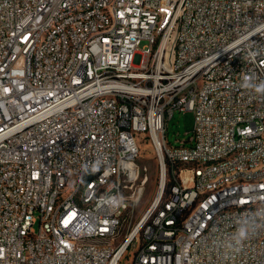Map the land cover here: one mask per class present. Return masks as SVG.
I'll return each mask as SVG.
<instances>
[{
  "label": "built area",
  "instance_id": "2783aa9c",
  "mask_svg": "<svg viewBox=\"0 0 264 264\" xmlns=\"http://www.w3.org/2000/svg\"><path fill=\"white\" fill-rule=\"evenodd\" d=\"M250 75L264 81V0H0V264H264V227L228 247L264 209ZM136 134L160 181L134 220Z\"/></svg>",
  "mask_w": 264,
  "mask_h": 264
},
{
  "label": "rangeland",
  "instance_id": "374dc122",
  "mask_svg": "<svg viewBox=\"0 0 264 264\" xmlns=\"http://www.w3.org/2000/svg\"><path fill=\"white\" fill-rule=\"evenodd\" d=\"M193 122L192 113H175L168 123V143L172 146H177L179 142L187 141L192 135ZM136 139L140 145L139 155L136 160L140 174L135 186L142 185V181L145 182L141 198L132 206V217L134 220L152 203L158 193L160 181V169L155 150L143 134H136ZM35 229H37V226H35Z\"/></svg>",
  "mask_w": 264,
  "mask_h": 264
},
{
  "label": "clouds",
  "instance_id": "9594fccd",
  "mask_svg": "<svg viewBox=\"0 0 264 264\" xmlns=\"http://www.w3.org/2000/svg\"><path fill=\"white\" fill-rule=\"evenodd\" d=\"M242 87L250 89L255 93L264 95V81L256 82L255 76H245ZM99 170V161L94 163L91 167L89 165L84 166V174L95 172ZM122 202V198L118 196L107 197L105 203L109 207H118ZM264 227V209L258 210L251 214V216L242 217L239 223V227L233 237V243L229 244L228 247L238 250L239 246H242L243 242L253 234L258 228Z\"/></svg>",
  "mask_w": 264,
  "mask_h": 264
},
{
  "label": "bare ground",
  "instance_id": "6f19581e",
  "mask_svg": "<svg viewBox=\"0 0 264 264\" xmlns=\"http://www.w3.org/2000/svg\"><path fill=\"white\" fill-rule=\"evenodd\" d=\"M142 192H143V189H142V191H141V193H140V195H139L138 199L136 200V202H138V201H139V199L141 198V196H142ZM158 196H159V193H158Z\"/></svg>",
  "mask_w": 264,
  "mask_h": 264
},
{
  "label": "trees",
  "instance_id": "16d2710c",
  "mask_svg": "<svg viewBox=\"0 0 264 264\" xmlns=\"http://www.w3.org/2000/svg\"><path fill=\"white\" fill-rule=\"evenodd\" d=\"M168 185V184H167ZM166 192H167V188H166V190H165V194H166Z\"/></svg>",
  "mask_w": 264,
  "mask_h": 264
}]
</instances>
